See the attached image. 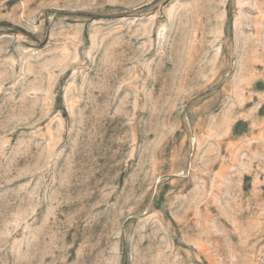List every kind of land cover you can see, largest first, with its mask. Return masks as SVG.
Listing matches in <instances>:
<instances>
[{
	"label": "rangeland",
	"instance_id": "1",
	"mask_svg": "<svg viewBox=\"0 0 264 264\" xmlns=\"http://www.w3.org/2000/svg\"><path fill=\"white\" fill-rule=\"evenodd\" d=\"M0 264H264V0H0Z\"/></svg>",
	"mask_w": 264,
	"mask_h": 264
}]
</instances>
